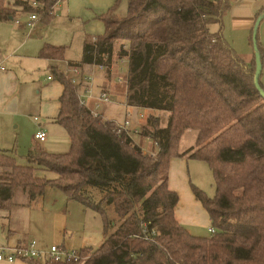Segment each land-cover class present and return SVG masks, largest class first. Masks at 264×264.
Instances as JSON below:
<instances>
[{
    "label": "trees",
    "instance_id": "trees-1",
    "mask_svg": "<svg viewBox=\"0 0 264 264\" xmlns=\"http://www.w3.org/2000/svg\"><path fill=\"white\" fill-rule=\"evenodd\" d=\"M60 1L14 0L10 6V0H0V20L20 9L49 21ZM234 1L128 0L125 17L99 16L104 34L86 38L81 60L69 65L102 66L109 75L115 55L126 59V104L169 113L164 127L149 116L140 130L158 151L150 157L143 144L117 134L114 122L93 116L79 104L82 84L53 67L63 85L55 122L66 131L69 150L29 151L26 164L0 152V210L9 208L18 187L34 200L54 186L100 215L103 241L95 249H78L89 254L79 264H264V98L254 86V56L244 61L221 35L222 18ZM215 23L217 32H210ZM258 51L262 60L264 50ZM64 52L46 43L39 56L63 59ZM260 86L264 90L261 81ZM190 129L197 132L195 145L179 153ZM173 156L203 161L212 172L213 198L192 185L215 229L209 236H194L175 219L179 196L167 186ZM107 206L117 223L107 216Z\"/></svg>",
    "mask_w": 264,
    "mask_h": 264
},
{
    "label": "crops",
    "instance_id": "crops-1",
    "mask_svg": "<svg viewBox=\"0 0 264 264\" xmlns=\"http://www.w3.org/2000/svg\"><path fill=\"white\" fill-rule=\"evenodd\" d=\"M65 1L62 0L55 6L67 3V7H70L78 1L92 5V9L87 10L83 15V19L91 21L93 24L100 23L105 30V25L99 16L110 13L114 4L116 5V1L119 0ZM263 7L264 0H235L223 18L235 28H250L252 30L256 13ZM23 14L7 20H0V67H4V70H0V152H8L17 161V156L25 158L29 151L44 150L49 153H57L68 150L69 137L64 128L55 122L63 85L55 79L51 69L56 67L63 71L57 65L60 62H64L65 70L63 72H66L67 76H73L80 80L82 84L80 88L86 86L82 82L84 76L89 77L87 83L89 95L85 100L86 106L96 111L103 120L122 122L124 119L130 118L133 124L142 127L146 124L149 116H155L160 118V126L166 125L168 112L126 104L124 79L123 83L115 82L116 75L113 68L118 60L115 54L109 75L105 69L86 64L78 66L80 75H74L68 68L69 62H79L81 58L79 61H73L69 56H65V52L63 59L40 57L39 52L43 45L50 43L34 35L35 23L33 28H28L26 24L19 21L21 17L26 16ZM16 19L18 22H15ZM215 25L218 28V24L215 23ZM92 37L94 36L88 34L84 36L82 50L86 38L92 39ZM50 42L51 45L58 44ZM116 47L118 48V45ZM251 59L252 57L249 60H243L249 62ZM101 92L107 94L108 102H96ZM39 130H43L47 134V138L43 142L34 138V134ZM139 138L134 137L133 142L141 143ZM184 150L178 145L179 153ZM190 160L200 161L187 156L170 158L167 186L179 196L178 203L174 208L175 219L190 234L194 235L197 232H202L207 224L208 230L211 220L201 203L193 195L192 185L194 184L188 176ZM37 175L48 179L56 178L54 173L53 176H49L48 172H37ZM72 214L75 218L77 216L85 217L87 219L85 221H91L94 224L85 228L77 248H97L103 241L102 232L100 237L97 230L98 226L99 229L102 227L100 215L84 208L76 201L68 200L64 192L57 187L47 186L44 194L34 200L30 199L26 190L18 187L13 192L9 208L0 210V248H5L9 253L12 248L23 246L31 240L36 242L39 249H46L52 244L61 245L63 243H59L60 239L55 238L59 236L58 234L64 235L67 230H72L69 228L70 215ZM0 264H31V262L20 259L8 262L4 259L0 260Z\"/></svg>",
    "mask_w": 264,
    "mask_h": 264
},
{
    "label": "rangeland",
    "instance_id": "rangeland-1",
    "mask_svg": "<svg viewBox=\"0 0 264 264\" xmlns=\"http://www.w3.org/2000/svg\"><path fill=\"white\" fill-rule=\"evenodd\" d=\"M13 1L14 0H10V6H12L11 2ZM127 1L128 0H119L114 8V12L108 13L106 15V18L119 19L125 17L127 15ZM65 2H67V0ZM67 6H68L67 3L66 4L62 3L60 6L59 5L55 6L54 10L53 11L51 10L47 15L48 17H51L49 21H42L41 15L37 14L38 19L35 22V28L33 31L35 32L34 35H36L39 39L43 38L45 42H49L50 44H51L50 41L58 43V44H53L54 46L59 45L65 47V56H69L73 61H79L81 58L82 42L84 36L86 34L94 37L101 36L104 34V28L100 23L93 24L91 23V21H85L83 19L84 17L83 15H85L86 11L92 9V5L83 4L78 1L73 6L72 5L70 7ZM16 13H19V15H16V17L22 16L23 14L21 13L20 9H18ZM25 14L26 16L21 17L19 20L24 24L26 22L27 17H29V14L27 13ZM221 26H222L221 35L223 39L228 44H230V46L243 59L249 60L252 56H254V47L252 43V30L250 28H241V27L235 28L232 26L231 23L226 21L224 18H222ZM217 30H218L217 25L215 24L210 25V32H217ZM24 33L26 34L25 30ZM257 47H259L260 50H264V18L260 21L257 28ZM261 64H262V71H261L260 81L264 86V57L261 60ZM57 65L61 70L63 71L65 70L64 62H60ZM127 68H128V64L125 59L117 60L116 63L114 64L113 71L114 74L116 75L115 82L117 84L123 83V79L127 74ZM152 117L156 119L158 118L155 116ZM127 119L131 120L130 118ZM157 120H160V118H158ZM196 135L197 132L195 130L192 129L186 130L183 133L182 138L179 142V147L186 150L190 148L192 145H195ZM139 140L141 141L142 144L145 142L142 146V151L145 154L149 155L150 157H153L158 151L154 143L153 142L151 143L149 142V140L144 139V137L141 135ZM57 153H65V152H57ZM17 157H18L17 161L19 164H26V160L23 156H17ZM48 174L49 176H53V173L51 172H48ZM188 176L191 179L192 183L197 188L202 190V192H204L206 196L210 198H213L215 196L216 189H215L213 175L210 168L205 162L190 160V164L188 167ZM90 190L92 191V188H90ZM93 192L94 191H92V193ZM92 195L95 200H99V196L97 195V193H94ZM105 211L107 216L111 220L115 219L114 221H116L117 223L116 214L113 211V207L107 206L105 208ZM70 217H71L70 218L71 221L69 220L70 223L69 228H71L72 230H67L64 235L58 234L59 236H57L55 239L57 240L60 239L59 243H63L61 245L67 248L78 249L77 248L78 244L80 243V240L83 237V231L85 230V228H89L94 224L91 221L90 222L85 221L87 219L85 217L82 218V216L81 217L77 216L75 218L72 214L70 215ZM207 226L208 224L205 226V229H203L202 232H197L194 235L195 236L210 235V233L207 230ZM97 230L99 231L101 237L102 227H100L99 229L98 226ZM88 256L89 254L85 255V258H87Z\"/></svg>",
    "mask_w": 264,
    "mask_h": 264
},
{
    "label": "built area",
    "instance_id": "built-area-1",
    "mask_svg": "<svg viewBox=\"0 0 264 264\" xmlns=\"http://www.w3.org/2000/svg\"><path fill=\"white\" fill-rule=\"evenodd\" d=\"M33 5H36L35 2H32ZM38 19L37 14H30L27 21L25 22L28 28H33L35 21ZM18 22V19L15 20ZM95 37H92V40L95 41ZM99 69H103L102 66H97ZM71 73L74 75H80V70L78 66L69 65L68 66ZM0 70H4V67H0ZM69 77V76H68ZM71 83L79 84L80 80L75 77H69ZM86 86L84 88L78 89V101L82 106H86V98L89 95V88H87V83L89 82V77L83 78L82 81ZM108 102L109 98L105 92H101L96 102ZM97 106V105H96ZM91 110V109H90ZM93 116H97L96 111L91 110ZM115 131L117 134H125L128 138L133 140L134 137H140V127L133 124L131 120L124 119L122 122H114ZM34 138L39 142H43L47 138V134L43 130H39L34 134ZM144 139L149 140L152 143V139L150 136H145ZM154 145L158 149V145L154 142ZM208 232L213 234L215 229L213 226L208 228ZM12 251L7 253L5 248H0V260H6L8 262H13L15 259L20 260H37L41 263L46 262H73L75 264H79L85 260V257L82 256L78 249H70L63 245L52 244L46 249H39L34 240L27 242L23 246H18L11 249Z\"/></svg>",
    "mask_w": 264,
    "mask_h": 264
},
{
    "label": "water",
    "instance_id": "water-1",
    "mask_svg": "<svg viewBox=\"0 0 264 264\" xmlns=\"http://www.w3.org/2000/svg\"><path fill=\"white\" fill-rule=\"evenodd\" d=\"M263 18H264V10L255 20L252 30V43L254 47V61H255L254 86L262 98H264V90L260 86V75L262 71V64H261L260 53L257 47V28L261 19Z\"/></svg>",
    "mask_w": 264,
    "mask_h": 264
}]
</instances>
